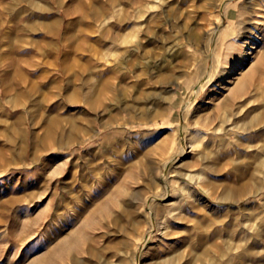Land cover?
I'll return each instance as SVG.
<instances>
[{
  "label": "rangeland",
  "instance_id": "1",
  "mask_svg": "<svg viewBox=\"0 0 264 264\" xmlns=\"http://www.w3.org/2000/svg\"><path fill=\"white\" fill-rule=\"evenodd\" d=\"M128 2L0 0V264H264V0Z\"/></svg>",
  "mask_w": 264,
  "mask_h": 264
},
{
  "label": "bare ground",
  "instance_id": "2",
  "mask_svg": "<svg viewBox=\"0 0 264 264\" xmlns=\"http://www.w3.org/2000/svg\"><path fill=\"white\" fill-rule=\"evenodd\" d=\"M111 3H113V4H116V3H118L119 2V0H109ZM139 2V1H138ZM129 4H133V0H129V2H128ZM35 4V3H34ZM35 5H37V4H35ZM51 28H53V27H51ZM51 32H52V30H51ZM53 32H54V30H53ZM58 61V60H57ZM69 62V61H68ZM67 57H65V58H63V60H62V62H60V60H59V65L61 66H63V67H66L67 66ZM61 66V67H62ZM60 67V68H61ZM228 71L229 70H226V71H224L222 74L223 75H226V74H228ZM16 74V73H15ZM226 76H222V78H225ZM1 81V80H0ZM18 83H20L21 81L19 80V81H17ZM3 91H4V93H7L8 92V85H5L3 88ZM71 99H74L71 95L69 96ZM89 98V97H88ZM85 102H86V104H88L92 109H94V110H96V107H95V102L93 101V99H91V98H89V99H86L85 100ZM13 108V107H12ZM264 118V117H263ZM261 120H262V118H261ZM263 121H264V119H263ZM74 125H78V122L76 121L75 123H74ZM75 126V127H76ZM203 257H205V256H202V258Z\"/></svg>",
  "mask_w": 264,
  "mask_h": 264
}]
</instances>
